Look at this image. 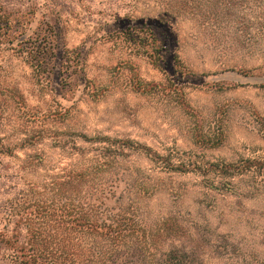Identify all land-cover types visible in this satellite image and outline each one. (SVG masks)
<instances>
[{
	"label": "rangeland",
	"instance_id": "rangeland-1",
	"mask_svg": "<svg viewBox=\"0 0 264 264\" xmlns=\"http://www.w3.org/2000/svg\"><path fill=\"white\" fill-rule=\"evenodd\" d=\"M100 162L198 263L264 264V0H0V231Z\"/></svg>",
	"mask_w": 264,
	"mask_h": 264
},
{
	"label": "trees",
	"instance_id": "trees-1",
	"mask_svg": "<svg viewBox=\"0 0 264 264\" xmlns=\"http://www.w3.org/2000/svg\"><path fill=\"white\" fill-rule=\"evenodd\" d=\"M148 31V39L141 44L153 57L149 48L158 53L167 40L158 42L151 27ZM32 53L52 52L51 47L37 46ZM173 59L176 67L183 68L178 56ZM119 143L124 149L136 148L131 141ZM105 166L100 162L55 176L46 187L52 196H43L24 209L18 215L21 227L0 231V251L6 252L9 263L203 264L177 246L179 242L164 222L156 228L147 226L125 191H118L119 184L114 188L100 181Z\"/></svg>",
	"mask_w": 264,
	"mask_h": 264
}]
</instances>
